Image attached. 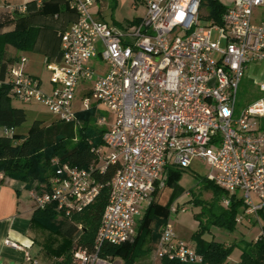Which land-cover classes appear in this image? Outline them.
<instances>
[{"label":"built area","instance_id":"built-area-1","mask_svg":"<svg viewBox=\"0 0 264 264\" xmlns=\"http://www.w3.org/2000/svg\"><path fill=\"white\" fill-rule=\"evenodd\" d=\"M65 1L77 18L61 34L60 60L46 66L51 89L45 90L42 80L26 70V56L11 62L5 82L14 100L40 101L58 120L76 126L81 125L78 112L93 106L113 113V119L97 120L105 132L104 143L92 148L100 160L96 166H72L55 157L56 170L49 182L30 191L36 208L55 204L60 214L72 218L100 195L104 183L95 172L117 166L107 183L109 201L94 247L89 251L77 246L75 260L106 264L99 256L104 244L132 242L137 216L166 187L169 170L189 168L195 158L211 165L208 179L228 193L224 206L232 195L242 200L238 224L260 222L264 98L239 109L238 94L248 67L264 62V20L254 18L264 0H233L221 23L202 14L203 0H135L144 2V15L120 24L99 16V0ZM259 88L264 91V81ZM1 128L4 135L14 132ZM4 176L0 172V178ZM178 209L169 207L171 218ZM6 244L23 248L10 239ZM156 255L204 263L195 246L179 237L171 220L161 228ZM38 263L26 250L24 264Z\"/></svg>","mask_w":264,"mask_h":264},{"label":"trees","instance_id":"trees-1","mask_svg":"<svg viewBox=\"0 0 264 264\" xmlns=\"http://www.w3.org/2000/svg\"><path fill=\"white\" fill-rule=\"evenodd\" d=\"M203 7L208 9L206 17L217 23L222 22V16L227 8L221 0H203ZM20 20V19H19ZM40 28L19 21L15 29L0 32V127L13 129L11 135L0 134V172L6 176L24 181L28 189L48 183L55 173L56 166L53 159L58 157L60 162L88 168L98 164V156L92 151L95 146L104 143L103 132L95 124L96 107L78 112L80 126L73 122L53 119L47 121L36 119L30 128L24 130L23 125L28 119L25 108L14 105L10 95V85L6 81V73L14 58L7 56V47L11 45L17 49H33L39 36ZM77 139L74 146L70 143ZM117 169L116 165H109L104 173H96L99 181L104 183L100 195L87 209L69 218L60 214L56 205L36 208L32 217L35 227L50 231L55 237H61L60 243L53 238L48 253L55 258L52 264H80L74 258V247L83 246L92 251L96 232L104 209L109 201L110 188L107 183ZM171 169L167 183L171 184L174 177ZM206 187L213 190L211 201L196 199L195 203L202 205L199 213L200 228L193 234L195 248L204 257L203 264H226L232 251L240 247V264H264V211L259 212L262 223V234L254 242L246 240L225 244L220 241L205 238L204 234L213 225L234 231L237 228V215L242 209L243 202L235 195L230 196V204L226 207L221 202L228 193L207 178ZM158 193V192H157ZM155 194V197L157 195ZM168 211L156 203L154 199L147 208L143 218L137 225V235L132 242L124 244L106 243L99 256L106 258H123L125 264H136L138 257L148 254L151 244L159 241V227L167 222V217H161L160 212ZM204 220H203V217ZM86 224L80 228L82 222ZM162 264H190L177 259L162 258Z\"/></svg>","mask_w":264,"mask_h":264},{"label":"rangeland","instance_id":"rangeland-1","mask_svg":"<svg viewBox=\"0 0 264 264\" xmlns=\"http://www.w3.org/2000/svg\"><path fill=\"white\" fill-rule=\"evenodd\" d=\"M223 3H228L227 0H221ZM98 9L101 11L102 15H99L105 21L109 23H125V22H133L144 15L146 11V7L143 1H135V0H99ZM18 13L16 11L15 17L21 19L24 22L28 21V17L26 15L28 13ZM56 12H48L47 14L41 15L42 25L44 27L45 36H49L54 40L53 36L55 35V26L60 21L58 18L59 16L55 15ZM208 13V9L205 7L202 8V14L206 17ZM25 14V15H23ZM18 21V20H17ZM19 22V21H18ZM17 22V23H18ZM40 23V22H39ZM213 39L216 40L218 37V30H213ZM46 43H41L38 48L36 49H17L11 46L12 49L9 47L7 48V55L8 57L14 58L12 62H14L17 58L22 56L27 57V64L26 70L38 77L42 80V86L45 90H50L52 87L51 82V71L46 67L51 62H58L54 61V58L51 56L50 52L46 51L43 46ZM52 46L50 43L48 47ZM50 50V49H49ZM256 75H259L257 71H246V74L239 86V94H238V107L239 109L247 106L248 104L252 103L253 101L264 98V91H261L257 85L254 84L253 80ZM82 91L80 90L77 95V102L76 105L79 107L81 104V100L83 98ZM14 105L23 107L26 109L28 114V119L26 123L23 125L24 130L31 127L33 124L32 121L36 119H44L47 121H51L53 119H57L54 114H52L49 109L47 108L44 103L40 101H32L28 103H23L17 100H13ZM98 117L110 118L113 119V113L107 111L104 107L98 106L96 108V119ZM97 120L95 124H97ZM101 127V126H99ZM104 128V127H101ZM2 133V128L0 127V134ZM77 139H74L70 146H74ZM211 165L208 162H203L198 158L193 159L192 164L189 168H179L173 166L174 173H179V175L173 178L171 184L167 183L166 187L161 189L158 193V196L154 198L156 203L159 205L169 208L170 206L174 205L178 207V212L174 213L172 218L170 217L171 213L165 209V211L160 212L161 217H167L168 220H171L177 234L180 238L184 239L187 243L191 246H195V242L193 240V234L197 232L200 228V222L197 215L202 213V205L196 204V199H201L203 201H211L213 199L214 192L211 188L206 187V181L208 178L209 173L211 172ZM168 178V177H167ZM47 183V182H46ZM45 184V183H42ZM223 204V200L221 202ZM203 217V216H202ZM143 218V215L137 216L138 223ZM167 220V221H168ZM204 220V217H203ZM83 226L86 224L84 221L82 223ZM261 227L257 225V230ZM161 229V227H159ZM220 230L218 233L216 230ZM216 231L215 239H222L229 242V244L237 241L236 237H239V231L234 230L230 231L226 228L222 227H215L214 225L207 230L204 234L205 238L213 239L214 231ZM47 237L46 239L49 241H53L52 239L55 238L56 242L60 243L61 237L56 235V237L50 233V231H46ZM134 241V240H133ZM156 241L151 244V250L148 254L138 257L136 260V264H162V260L157 257L156 255ZM77 248V244L75 245L74 249ZM53 256L46 255L44 259H41L42 264H46L53 260ZM240 257H241V248L236 247L230 257L228 258L229 264H240ZM106 264H125L123 258L115 257V258H106ZM40 263V261H39ZM95 264H99L96 262Z\"/></svg>","mask_w":264,"mask_h":264},{"label":"crops","instance_id":"crops-1","mask_svg":"<svg viewBox=\"0 0 264 264\" xmlns=\"http://www.w3.org/2000/svg\"><path fill=\"white\" fill-rule=\"evenodd\" d=\"M227 1L229 2H224V4L229 5L233 0ZM24 6H26V10L20 9ZM16 11L18 13H28L26 15V18L28 17L29 19L28 23L40 28L34 49L38 48L42 42L46 43L43 48L50 52L54 61H57L61 57V34L76 20V12L69 8L65 0H0V32L15 29L17 22L22 21L15 17L14 14H16ZM52 11L56 12L55 15H58V19L60 20L55 26L54 40L49 36H45L44 27L41 26V15L43 16ZM254 18L259 21L260 19L264 20V6L255 11ZM50 43L52 46L48 47ZM8 47L12 49L11 45H8ZM249 71L259 72V75H256L255 78L252 79L254 84L259 87V82L264 81V62L249 66L248 72ZM170 171L171 170H169V172ZM30 191L31 189L27 188L24 181L6 175L2 179L0 178V264H24L26 250H29L36 258H38L40 261L38 264H42L41 259H44V256L50 255L48 249L52 244L51 241L48 243V240L46 239L49 235H47L45 230L35 227L32 223V217L36 207L34 200L30 196ZM148 207L149 205L145 206L141 212L142 214L138 216H144ZM262 222V220L260 222L253 220L250 223L244 222L243 224H237L235 230L239 231V237H236L235 239H238L237 241L241 239L249 242L256 241L262 232ZM257 225H260L261 227L259 230H257ZM159 231H161V229H159ZM216 231L218 233L220 232L219 229ZM216 231H214V239L216 237ZM7 239L19 242L23 245V248L19 249L8 246L6 244ZM216 241L229 244L228 241L222 239ZM54 260L55 258L46 264H52ZM226 264H229V262Z\"/></svg>","mask_w":264,"mask_h":264}]
</instances>
